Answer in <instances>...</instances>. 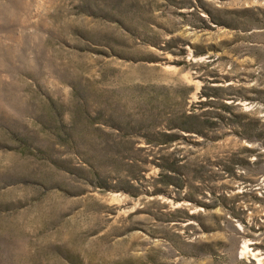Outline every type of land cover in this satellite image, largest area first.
<instances>
[{"label": "rangeland", "instance_id": "374dc122", "mask_svg": "<svg viewBox=\"0 0 264 264\" xmlns=\"http://www.w3.org/2000/svg\"><path fill=\"white\" fill-rule=\"evenodd\" d=\"M0 264H264V0H0Z\"/></svg>", "mask_w": 264, "mask_h": 264}]
</instances>
